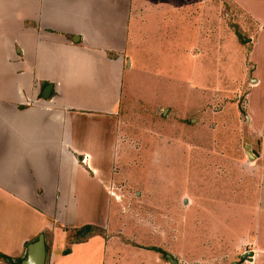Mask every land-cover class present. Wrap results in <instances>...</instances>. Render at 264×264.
Wrapping results in <instances>:
<instances>
[{
  "label": "rangeland",
  "instance_id": "rangeland-1",
  "mask_svg": "<svg viewBox=\"0 0 264 264\" xmlns=\"http://www.w3.org/2000/svg\"><path fill=\"white\" fill-rule=\"evenodd\" d=\"M132 1L113 196L95 203V220L105 211L118 221L109 238L121 264H173L167 255L177 264H234L236 237L264 234L262 163L246 153L261 155L245 108L256 26L231 0ZM259 91L264 85L250 95L263 120Z\"/></svg>",
  "mask_w": 264,
  "mask_h": 264
},
{
  "label": "crops",
  "instance_id": "crops-1",
  "mask_svg": "<svg viewBox=\"0 0 264 264\" xmlns=\"http://www.w3.org/2000/svg\"><path fill=\"white\" fill-rule=\"evenodd\" d=\"M231 1L256 26L245 108L250 135L262 139L261 155L249 157L262 163L256 186L264 212V119L252 108L264 85V0ZM134 8L132 0H0V264H21L40 235L45 264H121L109 238L118 221L93 212L113 196L122 51ZM261 231L236 237L234 264H264Z\"/></svg>",
  "mask_w": 264,
  "mask_h": 264
},
{
  "label": "water",
  "instance_id": "water-1",
  "mask_svg": "<svg viewBox=\"0 0 264 264\" xmlns=\"http://www.w3.org/2000/svg\"><path fill=\"white\" fill-rule=\"evenodd\" d=\"M51 89H52L51 85L46 87V89L43 92V98L49 97ZM246 149L248 150L249 147L247 146ZM246 153L248 156L253 157L252 154H250L248 151ZM87 230L88 228H83L81 231V235H83ZM251 255L252 253L248 252L245 255H243L242 258L246 259ZM45 258H46V251H45L44 236L40 235L34 243L28 246L26 251V259L22 261L21 264H45ZM167 258H169L173 264H177L174 260L171 259L169 255H167Z\"/></svg>",
  "mask_w": 264,
  "mask_h": 264
},
{
  "label": "trees",
  "instance_id": "trees-1",
  "mask_svg": "<svg viewBox=\"0 0 264 264\" xmlns=\"http://www.w3.org/2000/svg\"><path fill=\"white\" fill-rule=\"evenodd\" d=\"M235 33H236L237 38L242 42L243 40L241 39V36H240L239 32H238L237 30H235ZM88 230H89V231H92V230H94V229L91 228V227H88ZM147 249H148V250H154V251H156V252H160V253H162L160 250H158V249H156V248H147ZM5 260H7L9 263H12V264H13L12 260H10V259H8V258H5Z\"/></svg>",
  "mask_w": 264,
  "mask_h": 264
}]
</instances>
